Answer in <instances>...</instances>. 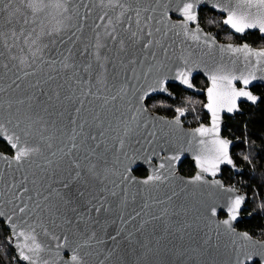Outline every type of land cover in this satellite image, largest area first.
<instances>
[{
	"label": "water",
	"instance_id": "1",
	"mask_svg": "<svg viewBox=\"0 0 264 264\" xmlns=\"http://www.w3.org/2000/svg\"><path fill=\"white\" fill-rule=\"evenodd\" d=\"M128 2L133 8L156 6V10L150 13L154 17L149 22L153 31L152 39L161 40L165 46L171 44L173 39H176L177 44L183 39V37H175L172 32H169L167 37L162 35L164 25L156 23L157 20L161 19L162 8L156 5V0H139V4H137V0H128ZM164 2L165 0H161V4ZM214 2L215 0H204V3L195 9L198 22L204 32L216 37L219 44L231 43L237 46L244 43L249 44L248 42H224L202 26L201 12L205 9L224 16L212 7ZM107 3L108 0H68L67 6L70 9L68 15H71L73 19L67 22L70 26L61 37L64 43H59L58 40L55 45H52L53 51L50 55L52 59H59L60 52L67 55L68 49H71L75 71L69 69L59 71V74L51 73L56 79L48 81L46 65H34L33 68L25 69L24 71L34 73L25 76L24 71L15 66L18 65V61L11 60L6 51L3 56H0V123H3L6 129L4 133L0 134V141L6 143L12 151L11 154L0 150V212L9 216L13 214V209L24 204L31 207L38 202L42 206L44 203H49L54 206V210L56 207L59 208L58 218L54 217V219L62 226L59 228L51 226L52 231L59 235L72 229L70 241L79 240L81 237L79 233L75 232L74 225L64 224L65 216L72 218L76 214L69 211L68 207L63 206V202L54 191L59 190L62 195L72 199L73 205L69 207L75 206L78 211L84 212L86 217L90 215L91 218L87 220V224H81L80 227L87 226L89 231L94 230L97 234L96 239L103 241L102 243H96L95 239L92 241V247L89 249L92 255L88 258V264H99L101 260L104 261V264H236L237 254L244 252L260 253L257 258L261 264H264V249L258 246L239 247L240 244L245 243L243 241H237V244L233 245L231 241L234 237L225 231L222 224L219 225V228L217 227L220 221L228 218L227 204L229 199L236 195H243L245 202L241 205L237 220L232 222V227L236 233L247 232L253 240L264 241V239L255 237L250 232L237 227L241 221L252 218L251 213L245 212L249 195L236 185L226 184L223 175L225 169L233 170L237 174L244 172V168L238 166L233 156V148L238 141L224 135L225 126L228 124L227 116H236V114L242 113L244 111L242 104L244 103L250 105L260 103L262 96L256 94L253 87L264 86V80H254L246 88L241 81H234L237 89L245 88L259 99L253 104L247 98L240 97L237 99L238 111L228 112L226 109H222L219 112V137L230 141L228 152L235 167L221 164L220 171L215 177L207 173L204 176L208 181L219 180L223 188H211L208 185L196 187L187 184V181L191 180L199 171L196 166L195 155L201 147L198 144L201 137L197 136L195 140H192L190 146L188 141L191 137L186 136L185 133L194 132L196 128L191 129L186 126L183 121L184 116L180 117L179 129L172 128L164 122L173 121L176 116L168 117L152 110L149 102L155 96L176 98L169 86L180 85L190 92L205 94L206 105L208 103L207 90L212 87V82L206 75L205 65L207 68H211L219 60V56L202 58L201 67L194 68L190 76L192 88H188L175 79V73L181 66L179 61L175 59L167 61V67L161 69L159 74L153 71L146 79L144 73L147 68L155 64L156 59H164L161 55V47L153 43L151 48L143 49L142 43L150 39L147 35L142 34L140 43H136L134 38H130L131 32H139L135 12L128 11L120 16V8L118 6L116 8L109 7ZM178 4L179 0H170L169 2L170 23H177L182 20L180 13L175 11ZM148 14L143 13L142 15ZM117 16H120L121 22L119 24L116 23ZM109 20H112L116 27L117 41L109 40L108 42L112 49L111 62L107 65L106 72L108 83L105 88L97 92L96 88L93 87L97 72L96 62L91 55L82 56L79 53L85 47L89 48V52L94 51L92 45L95 43L96 34L99 33L103 36L106 29L111 31L113 25H109ZM140 27H144L143 22ZM156 27L161 28V33L155 32ZM189 27L194 28L195 25L190 23ZM225 27L228 26L225 25ZM230 30L240 37L259 32L258 29H253L240 34ZM260 35L264 37V34L260 33ZM120 39L125 41V51L123 52L119 50L118 41ZM249 45L255 49H264V47ZM175 47L176 45H173V48ZM0 51L3 50L0 49ZM151 52L157 53L155 59L150 55ZM12 54L22 55L18 50H14ZM23 55H27V52ZM132 57L137 60L134 65L128 63ZM4 64H7L8 67L4 68ZM89 64L92 65L91 68H88ZM236 67L237 75H239L242 66L238 62ZM157 75L167 76V91L152 92L145 98L143 107L147 111L140 117L138 125L137 122L130 119L132 112L127 110L128 101H131L133 109L140 106L137 98ZM260 75L261 73L258 72L257 76ZM198 76L207 80L208 87L205 90L199 89L194 84V79ZM38 81L39 83H37ZM125 83L128 85V96L124 100L111 101V95H115L120 85ZM60 84L64 85L63 88L58 89L61 98L58 101L53 99L50 102L52 115L51 117L46 116L55 123V127L52 129L58 137L55 144L56 146H64L60 141L66 143L68 136L73 134L74 128L75 132L79 133L77 143L82 144L79 152L83 153L86 149L99 143L101 147L97 149V152L107 159L108 167L114 173L108 174L103 184L88 176H82L79 181L65 190L61 181L68 179L67 162L65 161L59 170L54 166H48L45 157L53 158L47 151L44 155L32 156L19 164L14 160L16 149L12 148V142L9 141L8 137L13 133L19 134L21 129L26 126V114L34 110L38 111L37 106L30 98L36 96L46 100L47 97L43 96L42 93L51 94L52 89H56ZM113 84L115 88L112 87ZM89 89L101 98L96 99V96L91 95V93L82 94L88 92ZM135 89H139V91H135V95H133ZM66 97H71V99ZM104 97L109 98V103H104ZM20 100H23L24 103H16ZM80 101H83V105ZM9 104L12 105L11 108H9ZM29 104H32L31 109ZM205 105L204 111L209 115V124H201L199 127L210 128L212 126V114ZM76 108H80L79 113L75 111ZM96 116H99V119L103 121L99 126L94 119ZM73 119L76 120V125L70 123ZM9 120L12 121L11 124L7 123ZM18 121L20 123L19 128L16 127ZM85 121L87 123H84L82 129L78 127ZM125 129H128L127 133H125ZM101 132H103V136H100ZM150 132H155L156 135L150 136ZM33 135L36 136V139L29 138V144L24 146L34 147L37 144H42L35 130ZM91 135H95L97 139L95 141L86 139ZM120 139L124 140L123 146L119 143ZM203 139L207 140L208 137ZM181 148L184 151L180 153V159L174 162V169L172 170L174 175L170 176L164 183L156 182L149 185L140 183L151 175L154 169L159 168L161 163H167L162 157L175 155ZM154 152L158 155H153ZM149 157L150 159H147ZM185 160H190L195 167L196 173L193 176L182 173L181 165ZM125 168L130 169V171L125 172ZM139 168L146 169L148 176L136 175L135 170ZM160 171L164 172L163 169ZM164 174L167 175L166 172ZM125 175L129 176V179H123ZM229 188L234 191H225ZM80 191L85 193L84 197L77 195ZM112 192H115L116 195H111ZM173 192L176 193L175 196H173ZM92 196L97 197V199L101 196L106 198V204L110 205V209L102 211L99 215L94 212L89 214L86 211L89 205L85 201ZM44 197L49 199L45 201ZM95 202L94 200L93 203ZM212 207L217 208L216 216L211 215ZM110 236H116V239L112 240L109 238ZM9 246L14 250L11 245ZM61 254L64 255V249H61ZM64 258L67 260L68 256ZM240 258L243 259V255ZM20 263L22 264V262ZM245 264H251V262L246 261Z\"/></svg>",
	"mask_w": 264,
	"mask_h": 264
},
{
	"label": "snow or ice",
	"instance_id": "2",
	"mask_svg": "<svg viewBox=\"0 0 264 264\" xmlns=\"http://www.w3.org/2000/svg\"><path fill=\"white\" fill-rule=\"evenodd\" d=\"M169 2L170 0H165L161 4V0H156V5L162 8L161 19L157 20L156 23L164 25V31L162 32L164 37H167L169 32H172L175 37H183V39L180 40L179 44H177L176 39H173L172 43L167 46L163 45L159 39H152L153 31L149 22L154 17L150 13L156 10V6H137L133 8L128 0H123V2L122 0H108L107 6L112 8L118 6L121 10L120 16H123L128 11L135 12L137 17L136 25L139 28V32H131L130 38H134L136 43H140L142 34L147 35L150 39L142 43L143 49L151 48L153 43L161 47V55L164 59H156V63L147 68L144 73L146 79L153 71L159 74L161 69L167 67V61L175 59L181 65L175 73V79L188 88H192L190 76L194 68L201 67L202 58L219 56V60L211 68H207L205 65L206 75L212 82V87L207 90L208 103L205 105L212 114V126L210 128L201 126L196 128L194 132L185 133V135L191 137L188 141L190 146L192 140H195L197 136L201 137L198 140V144L201 147L195 155L196 166L199 171L191 180L187 181V184L196 187L208 185L211 188H223L219 180L208 181L204 176L207 173L215 177L220 171L221 164L235 167L228 152L230 141L219 137V112L222 109H226L228 112L238 111L237 99L240 97L247 98L253 104L257 102L259 98L250 91L245 90V88L254 80H264V49L252 48L247 43L238 46L231 43H217L216 37L205 33L198 22L195 9L198 5L204 3V0H179L175 11L180 13L182 20L177 23H170ZM137 4H139V0H137ZM67 5L68 0H0V49L3 50L0 51V56H3L6 51L11 60L18 61V65L15 66L19 67L21 71L33 68L34 65H46L48 81L56 79L51 73L59 74V71H67L69 69L75 71L71 49H68L67 55L64 52H60L59 59H52L50 55L53 51L52 45H55L58 40L59 43H64L61 37L70 26L67 22L73 19L71 15H68L70 9ZM212 7L224 14L222 23L234 30L235 33L244 34L247 30L258 29L259 33L264 34V0H215ZM143 13L149 14L142 15ZM76 14L78 15V12ZM120 16L116 17L117 24L121 22ZM129 19L131 18L129 17ZM142 22L144 27H140ZM190 23L194 24L195 27L190 28ZM109 25H113L112 20H109ZM116 31V27L113 25L111 31L106 29L103 36L97 33L95 43L92 45L94 51L89 52V48L85 47L79 53L82 56L85 54L91 55L96 62L97 72L94 77L95 83L93 87L96 88L97 92L105 88L108 83L106 72L107 65L111 62L110 54L112 51L108 42L109 40L117 41ZM161 31L160 27L155 28L156 33H161ZM118 43L119 50L121 52L125 51V41L120 39ZM173 45H176V47L173 48ZM14 50H18L22 55H13ZM25 52H27V55H23ZM150 55L154 59L157 57L156 52H151ZM238 62L242 66L239 75H237L236 67ZM128 63L134 65L137 60L132 57ZM91 66L89 64L88 68H91ZM3 67L7 68L8 65L4 64ZM258 72L261 73L259 77L257 76ZM31 74L34 73L24 71L25 76ZM234 81H241L245 88L237 89L233 83ZM166 83L167 76L157 75L153 82L137 98L140 106L133 109L131 101H128L127 110L132 112L130 117L132 121L137 122L139 125L140 117L147 111L143 107L145 98L152 92H166ZM63 87L64 85L60 84L56 89H52L51 94L42 93L43 96L47 97L46 100L36 96L30 98L37 106L38 111L34 110L26 114V126L21 129L19 134L13 133L8 137L9 141L12 142V148L16 149L14 160L19 164L32 156L44 155L45 151H47L53 158L48 159L45 157L48 166H54L59 170L61 165L65 161L67 162L68 179L61 181L65 190L69 189L73 183L79 181L82 176H88L103 184L108 174L114 173L108 167L107 159L97 152V149L101 147L99 143L86 149L83 153L79 152L78 150L82 147V144L77 143V135L79 133H76L74 128L73 134L68 136L66 143L60 141L64 146H56L55 144V141L58 140L56 133L52 131L55 123L46 118V116L51 117L50 102L53 99L60 100L61 93L58 89ZM112 87L115 88V85L113 84ZM135 91H139V89H135L133 95H135ZM89 93L96 96V99L101 98L96 93L91 92V89L82 94L88 95ZM128 94V85L125 83L120 85L115 95H111L110 100H124ZM66 98L71 99V97ZM16 103L23 104L24 101L20 100ZM80 103L83 105V101H80ZM104 103H109L108 97H104ZM11 107L12 105L9 104V108ZM29 108H32V104H29ZM75 111L79 113L80 108H76ZM175 111L177 113L175 120L165 121L164 123L174 129H179L181 124L180 117L184 116L185 109L176 108ZM94 119L97 122V126L103 123L99 116L94 117ZM7 123L11 124L12 121L9 120ZM70 123L76 125V120L73 119ZM84 123H87V121L81 123L78 127L82 129ZM16 127H20L19 121L16 123ZM34 130L42 144H37L34 147L24 146L29 144V138L32 140L36 139V136L33 135ZM5 131V125L0 123V134ZM57 131L59 130L57 129ZM127 131L128 129H125V133ZM149 135L155 136L156 133L150 132ZM100 136H103V132L100 133ZM204 137H208V139H203ZM86 139L95 141L97 137L91 135L86 137ZM137 142L139 143V141ZM119 143L123 146L124 140L120 139ZM183 151L184 149L181 148L175 155L162 157L167 163H161L159 168L154 169L152 174L140 181V183L144 185L155 184L156 182L164 183L170 176L174 175L172 171L174 162L180 159V153ZM153 155H158V153L154 152ZM243 158L251 163L248 156ZM147 159H150V157ZM161 169L167 175L161 172ZM129 171L130 169L125 168V172ZM123 179L127 180L129 176L125 175ZM54 191L60 197L63 206L68 207L69 211L76 214L72 218L65 216L64 224L74 225L75 232L79 233L81 239L70 241L72 229L59 235L52 231L51 226L62 227L54 219V217L58 218V207L54 210V206L49 203H44L42 206L38 202L31 207L28 204H24L13 209L12 215L6 216L4 212H0V218L6 217L5 219H0V223L4 224L9 231V235L5 237V240L16 252V256L13 259L22 262V264H88V258L92 255L89 250L92 247V241L94 239L96 243H102L103 241L96 239L97 234L94 230L89 231L87 226L84 228L80 227L81 224H87V220L91 218L90 215L86 217L85 213L78 211L75 206L69 207L73 205L72 199L62 195L59 190ZM225 191L232 192L234 190L229 188L225 189ZM77 195L84 197L85 193L80 191ZM111 195L115 196L116 193L112 192ZM175 195L176 193L173 192V196ZM48 199V197H44L45 201ZM94 200L96 201L95 203H93ZM244 202L245 197L243 195H236L234 198H230L227 204L228 218L220 221L217 227L219 228V225L222 224L225 231L234 237L231 241L233 245H236L237 241H243L245 243L240 244L239 247L258 246L264 249V241L253 240L252 236L247 232L236 233L232 227V222L237 220L241 205ZM85 203L89 205L86 210L89 214L94 212L99 215L102 211L110 209V205L106 204V198L102 196L99 199L92 196ZM259 207L264 209V203H261ZM211 215H217L216 207L211 208ZM96 223H99V221H96ZM109 238L115 240L116 236H110ZM61 249H64V255L61 254ZM241 255H243V259L240 258ZM65 256H68L67 260L64 258ZM259 256L260 253H238L236 264H245L246 261L251 262V264H261L257 258ZM0 264H4L3 257H0ZM99 264H104V261L101 260Z\"/></svg>",
	"mask_w": 264,
	"mask_h": 264
},
{
	"label": "trees",
	"instance_id": "3",
	"mask_svg": "<svg viewBox=\"0 0 264 264\" xmlns=\"http://www.w3.org/2000/svg\"><path fill=\"white\" fill-rule=\"evenodd\" d=\"M223 18V15L209 9L201 12L202 26L218 39L234 43L248 42L255 47H264V37L259 32L240 37L225 27L222 23ZM194 82L198 86H207V80L202 76L196 77ZM253 91L262 96L260 103L257 105L244 103L242 113L227 116L228 124L225 126L224 135L238 141L233 148V156L238 166L244 168V172L237 174L233 170H226L224 180L227 184L236 185L249 195L245 212L251 213L252 218L241 221L237 227L256 237L264 238V209L259 207L261 203H264V86L257 85L253 87ZM175 93L176 98L153 97L149 105L153 107V110L165 115L174 114L176 108H184L194 115L208 117L204 111L206 101L204 97L194 95L193 100H189L179 90ZM0 150L12 154L8 145L2 141H0ZM244 156H248L251 163L244 160ZM181 170L185 175H190L195 171V167L190 160H186ZM136 173L146 175L143 169H138ZM7 235H9L8 229L0 223V257H3L4 264H21L20 261L13 259L16 254L5 240Z\"/></svg>",
	"mask_w": 264,
	"mask_h": 264
},
{
	"label": "flooded vegetation",
	"instance_id": "4",
	"mask_svg": "<svg viewBox=\"0 0 264 264\" xmlns=\"http://www.w3.org/2000/svg\"><path fill=\"white\" fill-rule=\"evenodd\" d=\"M194 81H195V79H194ZM194 84H195V82H194ZM196 85V84H195ZM196 87H198L199 89H201V90H205L207 87H208V82H207V86H204V87H202V86H198V85H196ZM169 88L175 93L177 90H179L181 93H184L185 94V96L189 99V100H193V98H194V95H199V96H202V97H204L205 98V100H206V95L205 94H199V93H193V92H190V91H188V90H186L185 88H183L182 86H180V85H170L169 86ZM175 95H176V93H175ZM155 97H158V96H155ZM154 97V98H155ZM159 97H163L164 99H167L168 97H165V96H159ZM152 99V98H151ZM206 102V101H205ZM205 105V104H204ZM243 105V104H242ZM155 111V110H154ZM157 112V111H156ZM160 113V112H159ZM162 114V113H161ZM163 115H165V114H163ZM177 115V113L175 112L174 114H172V115H165V116H168V117H175ZM208 115V114H207ZM183 121H184V123H185V125L186 126H188L189 128H191V129H193V128H197V127H199L201 124H209V115H208V117L207 116H201V115H194V114H192L189 110H185V114H184V117H183ZM226 137H228V136H226ZM228 138H230V137H228ZM186 161V160H185ZM184 161V162H185ZM183 162V163H184ZM182 163V164H183ZM182 166V165H181ZM139 169H143V168H139ZM138 170V169H137ZM137 170H135V173H136V171ZM143 170H145L146 171V175H138L137 173H136V175H138V176H140V177H147L148 176V171L146 170V169H143ZM228 170H230V169H225L224 170V173L225 172H227ZM182 171V170H181ZM183 173V172H182ZM196 173V169H195V171L192 173V174H190V175H187V176H193L194 174ZM224 173H223V175H224ZM184 174V173H183ZM227 184V183H226ZM228 185H230V184H228Z\"/></svg>",
	"mask_w": 264,
	"mask_h": 264
},
{
	"label": "rangeland",
	"instance_id": "5",
	"mask_svg": "<svg viewBox=\"0 0 264 264\" xmlns=\"http://www.w3.org/2000/svg\"><path fill=\"white\" fill-rule=\"evenodd\" d=\"M225 42V41H224ZM151 107V109L153 110V107L151 105H149ZM256 237V236H255ZM259 238V237H258ZM260 239H264V238H260Z\"/></svg>",
	"mask_w": 264,
	"mask_h": 264
}]
</instances>
